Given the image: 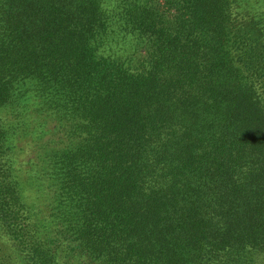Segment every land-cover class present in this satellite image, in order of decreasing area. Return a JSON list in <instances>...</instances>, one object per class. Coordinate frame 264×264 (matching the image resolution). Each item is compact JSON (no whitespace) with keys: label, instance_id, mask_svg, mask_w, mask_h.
<instances>
[{"label":"trees","instance_id":"1","mask_svg":"<svg viewBox=\"0 0 264 264\" xmlns=\"http://www.w3.org/2000/svg\"><path fill=\"white\" fill-rule=\"evenodd\" d=\"M75 255L264 264V0H0V264Z\"/></svg>","mask_w":264,"mask_h":264},{"label":"rangeland","instance_id":"2","mask_svg":"<svg viewBox=\"0 0 264 264\" xmlns=\"http://www.w3.org/2000/svg\"><path fill=\"white\" fill-rule=\"evenodd\" d=\"M139 50L140 48H136L134 52L133 50H131V53L133 52L132 53L133 57L137 58ZM8 114L9 113L7 111H3L2 113V115L4 116L5 115L7 116ZM36 115H38V117H36L34 121L36 122L37 125L36 131L38 130L39 137L33 139L32 136L29 134L28 136L22 137L18 141V146H19L18 164H21L19 166L22 167V169L24 170L25 168H30L29 161L32 158H35L37 155L39 156L42 153L43 149H40L39 144L46 142V144L48 143L50 146L62 145L65 143L67 139L63 130L64 127H59L58 129L56 127L57 124H61V121H59L57 118H54L53 116L48 115L46 112H39L37 114H34V116ZM33 117H29V119ZM34 177L35 175L30 172V180H32ZM31 193H36V188L31 190ZM66 259L77 262L79 264H91L89 258L88 257L86 258L85 256L81 257L75 255V256H69Z\"/></svg>","mask_w":264,"mask_h":264}]
</instances>
